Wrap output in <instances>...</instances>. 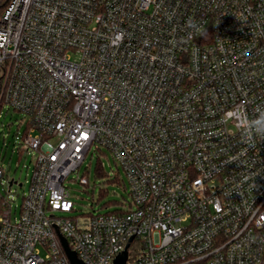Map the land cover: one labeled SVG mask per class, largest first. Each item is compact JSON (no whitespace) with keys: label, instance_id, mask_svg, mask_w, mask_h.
<instances>
[{"label":"built area","instance_id":"obj_1","mask_svg":"<svg viewBox=\"0 0 264 264\" xmlns=\"http://www.w3.org/2000/svg\"><path fill=\"white\" fill-rule=\"evenodd\" d=\"M258 107L264 0H0V113L35 159L18 215L0 193V264H71L57 230L85 264H261L264 140L224 122ZM91 150L129 207L59 216Z\"/></svg>","mask_w":264,"mask_h":264},{"label":"rangeland","instance_id":"obj_2","mask_svg":"<svg viewBox=\"0 0 264 264\" xmlns=\"http://www.w3.org/2000/svg\"><path fill=\"white\" fill-rule=\"evenodd\" d=\"M22 118L21 114L8 108H4L0 113V166L6 170V177L0 179V193L5 200L11 202L14 216L19 214L23 196L29 192L35 168L33 155L19 151L22 134L26 129L25 125L21 126ZM105 152L108 156H102L99 160L97 152L91 150L80 170L70 175L65 186L68 200L73 204L74 210L59 213V216L84 218L93 214L113 213L129 207L130 186L125 173L112 156ZM99 161L104 164L109 177L101 178L97 175ZM81 176L88 179V186L79 183ZM115 179H119V182H114ZM12 180L17 184L10 187ZM102 191L105 192L103 197Z\"/></svg>","mask_w":264,"mask_h":264},{"label":"clouds","instance_id":"obj_3","mask_svg":"<svg viewBox=\"0 0 264 264\" xmlns=\"http://www.w3.org/2000/svg\"><path fill=\"white\" fill-rule=\"evenodd\" d=\"M255 117L250 118L246 110L237 109L228 111L225 116V123L233 120L240 130L242 142L254 144L256 139L264 140V108L255 109Z\"/></svg>","mask_w":264,"mask_h":264},{"label":"water","instance_id":"obj_4","mask_svg":"<svg viewBox=\"0 0 264 264\" xmlns=\"http://www.w3.org/2000/svg\"><path fill=\"white\" fill-rule=\"evenodd\" d=\"M59 238L61 240L62 246L64 248V251L67 255V258L71 264H85L77 255V253L71 249L68 240L60 233L59 230H57ZM128 249L129 245L126 247V249L121 252L116 259L114 260L113 264H127L128 261Z\"/></svg>","mask_w":264,"mask_h":264},{"label":"trees","instance_id":"obj_5","mask_svg":"<svg viewBox=\"0 0 264 264\" xmlns=\"http://www.w3.org/2000/svg\"><path fill=\"white\" fill-rule=\"evenodd\" d=\"M100 163L97 165V175L99 176V177H101V178H105V177H109L108 175H107V173L105 172V167H104V164L101 162V161H99ZM114 182H119V179H115V181ZM105 195V192H101V197H103ZM117 212H121L120 210H117ZM261 264H264V258H263V260H262V262H261Z\"/></svg>","mask_w":264,"mask_h":264}]
</instances>
